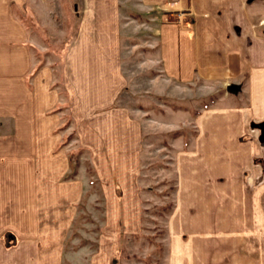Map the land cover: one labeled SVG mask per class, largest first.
I'll return each instance as SVG.
<instances>
[{
    "label": "crops",
    "instance_id": "0c3cea01",
    "mask_svg": "<svg viewBox=\"0 0 264 264\" xmlns=\"http://www.w3.org/2000/svg\"><path fill=\"white\" fill-rule=\"evenodd\" d=\"M164 3L178 16L131 14ZM25 8L0 0V264H120L121 237L141 231L143 130L116 104L127 86L121 39L138 32L166 81L221 90L191 117L188 141L172 139L162 264H264V0H81L60 83L34 55ZM73 143L87 156L67 176ZM83 195L90 241L75 235L65 250Z\"/></svg>",
    "mask_w": 264,
    "mask_h": 264
},
{
    "label": "rangeland",
    "instance_id": "374dc122",
    "mask_svg": "<svg viewBox=\"0 0 264 264\" xmlns=\"http://www.w3.org/2000/svg\"><path fill=\"white\" fill-rule=\"evenodd\" d=\"M80 4L81 0H26L25 11L21 14L22 20L32 30V39L38 45L34 55L39 63L46 61L53 66L57 78L55 83L61 82V62L77 29ZM151 9L153 12L171 13L173 17L180 13L179 9L171 10L164 3L151 7L144 13L131 14L139 20H150L144 14L150 13ZM132 35L121 39L122 67L127 77V86L117 97L116 104L128 107L141 120L143 148L140 180L145 188L142 192L143 227L138 233L121 237L118 254L120 264H162L165 217L173 203L172 190L175 182L172 139L177 134H182V141L187 142L188 136L195 132L191 117L200 107L213 103L221 90L216 83L200 79L189 85L166 81L160 75L156 49L155 52L151 51L144 40L146 33ZM202 86L205 87L204 90L201 89ZM208 89L212 92H205ZM69 122V115L65 114L61 127H67ZM73 138V132L66 131L61 143L67 144ZM73 145L68 148L70 169L67 176L76 172L80 157L83 154L87 156L85 149L74 143ZM86 162V172L94 182V168L88 164V159ZM87 202V195H83L78 206L84 209H79V217L70 231L65 250L75 247L74 240L78 241L74 238L75 235L80 236V243L90 241L87 234L82 233L89 230L86 223L92 219L86 209ZM91 227L93 229L96 226Z\"/></svg>",
    "mask_w": 264,
    "mask_h": 264
},
{
    "label": "water",
    "instance_id": "95a60500",
    "mask_svg": "<svg viewBox=\"0 0 264 264\" xmlns=\"http://www.w3.org/2000/svg\"><path fill=\"white\" fill-rule=\"evenodd\" d=\"M239 89H240V84L235 82H231L226 85V90L228 92L236 93ZM260 126L262 127V124H260Z\"/></svg>",
    "mask_w": 264,
    "mask_h": 264
}]
</instances>
